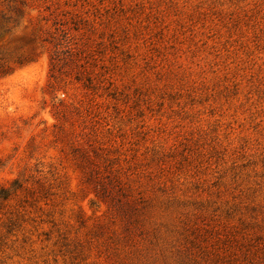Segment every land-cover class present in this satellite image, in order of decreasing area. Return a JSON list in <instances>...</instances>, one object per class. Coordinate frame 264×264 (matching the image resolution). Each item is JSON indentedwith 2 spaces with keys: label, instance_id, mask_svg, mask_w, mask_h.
Segmentation results:
<instances>
[{
  "label": "rangeland",
  "instance_id": "374dc122",
  "mask_svg": "<svg viewBox=\"0 0 264 264\" xmlns=\"http://www.w3.org/2000/svg\"><path fill=\"white\" fill-rule=\"evenodd\" d=\"M0 264H264V0H0Z\"/></svg>",
  "mask_w": 264,
  "mask_h": 264
}]
</instances>
